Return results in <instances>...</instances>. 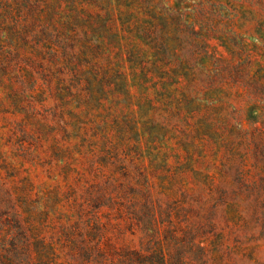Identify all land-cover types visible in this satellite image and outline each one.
I'll return each mask as SVG.
<instances>
[{
  "label": "rangeland",
  "instance_id": "1",
  "mask_svg": "<svg viewBox=\"0 0 264 264\" xmlns=\"http://www.w3.org/2000/svg\"><path fill=\"white\" fill-rule=\"evenodd\" d=\"M0 264H264V0H0Z\"/></svg>",
  "mask_w": 264,
  "mask_h": 264
},
{
  "label": "trees",
  "instance_id": "2",
  "mask_svg": "<svg viewBox=\"0 0 264 264\" xmlns=\"http://www.w3.org/2000/svg\"><path fill=\"white\" fill-rule=\"evenodd\" d=\"M141 35H142V37L144 36V34H141ZM134 37L137 39V35H135ZM136 48H137L136 51L138 52L139 49H140V47L137 46ZM67 64H68V63H67ZM69 64H70V65H68V66L73 68V63L69 62ZM129 87H130V86H129ZM129 87H127V88L129 89ZM131 89H133V87H130V90L128 91L127 94L130 95V96H133V93H131ZM141 97H144V98L148 99V97H147L146 94H142Z\"/></svg>",
  "mask_w": 264,
  "mask_h": 264
}]
</instances>
